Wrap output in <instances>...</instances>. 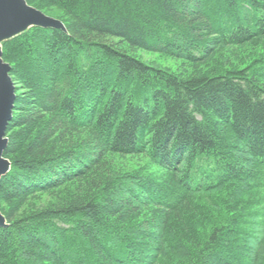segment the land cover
<instances>
[{
	"label": "trees",
	"instance_id": "obj_1",
	"mask_svg": "<svg viewBox=\"0 0 264 264\" xmlns=\"http://www.w3.org/2000/svg\"><path fill=\"white\" fill-rule=\"evenodd\" d=\"M26 1L0 264H264V0Z\"/></svg>",
	"mask_w": 264,
	"mask_h": 264
},
{
	"label": "water",
	"instance_id": "obj_2",
	"mask_svg": "<svg viewBox=\"0 0 264 264\" xmlns=\"http://www.w3.org/2000/svg\"><path fill=\"white\" fill-rule=\"evenodd\" d=\"M33 28L58 29L67 32L64 23L30 6L26 0H0V180L11 171L12 163L5 158L9 145L7 129L13 119L16 102L11 66L3 59V45L26 34ZM0 211V227H7Z\"/></svg>",
	"mask_w": 264,
	"mask_h": 264
},
{
	"label": "rangeland",
	"instance_id": "obj_3",
	"mask_svg": "<svg viewBox=\"0 0 264 264\" xmlns=\"http://www.w3.org/2000/svg\"><path fill=\"white\" fill-rule=\"evenodd\" d=\"M57 15L54 14L53 18H56ZM139 59H141L142 61L146 62L147 64L156 66L158 68H162V69H170L172 71H192V66H188L187 64H184V62L180 61V60H176L174 58L171 57H165L159 53H155V52H147L144 50H137L134 53ZM11 76V75H10ZM12 78V77H11ZM13 80V79H12ZM14 82V81H13ZM15 84V82H14ZM15 89H16V99H17V88L15 85ZM8 138V137H7Z\"/></svg>",
	"mask_w": 264,
	"mask_h": 264
}]
</instances>
